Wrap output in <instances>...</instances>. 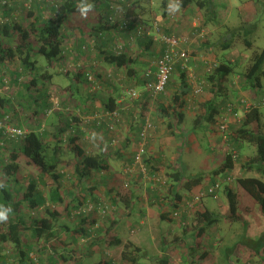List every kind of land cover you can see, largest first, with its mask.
<instances>
[{"label": "crops", "instance_id": "1", "mask_svg": "<svg viewBox=\"0 0 264 264\" xmlns=\"http://www.w3.org/2000/svg\"><path fill=\"white\" fill-rule=\"evenodd\" d=\"M180 1L182 0H130V6L133 7L131 11L132 15L145 22L147 25L152 24L156 20H160L163 24H166V29L170 34L181 36L188 41L187 44H185V47L188 48L192 56V63L191 70L187 73L189 93L186 97V105L184 108L186 118L184 123L179 125L180 128H175L176 130H180L182 135H185L183 128L187 127L191 123L194 125L196 123L195 119H193V114L191 113L193 111L190 110L192 108H197V103H199V105H204L206 102L213 99L214 89L210 87L209 84L208 90L207 86L204 88L205 83L203 80H205L207 72L205 59H215L217 62L223 59L216 54L214 49V38H216V33L219 31L218 27L211 24L213 21L208 25L205 24L202 11L196 8V6H190L184 11H182L180 7H178V9L170 7V5L174 6L179 4ZM255 2H259L262 5L264 4V0H254V4ZM108 3L109 5L113 4L115 7L122 4L120 0H108ZM122 6L125 7V10L123 7L121 8L124 13L129 12L128 6L125 4H122ZM110 13L108 4H105L104 7L86 9L80 14L70 15L67 22V28L63 31L64 52L59 60L53 62L54 88L60 86L59 83H57L58 80L55 78L56 71L58 70L60 74V68L65 66L68 70L69 63L73 61V63H76L75 65L78 68L72 78H69L71 82L69 90H72L74 88L73 86L77 85L79 81H81V85H85V95L83 93L76 98V102H78V104L75 106L79 110V113H77L78 117L76 116L73 118V122L76 124L74 125L71 122V127H67V125L66 127H63V125L67 123V120L71 121L70 116L72 117L71 113H66L65 119L61 121L60 125H56L57 127H55V125L53 126V132L56 133L55 135H61L62 132L66 130L65 133L72 134L71 137L77 139V144L85 149L88 155H100L107 159L109 164L108 170L95 172L92 177L84 179L81 184L79 181L75 182L78 191L83 192L84 190L82 194H84L87 190L84 187L85 182H88V186H91V183H96L99 186L102 185L101 187L94 185V187L90 189L91 192L88 190L90 194L98 193L101 196L100 198H106L103 194L111 198V194L114 189L116 191L121 189V187H117L116 185L117 176H121L120 180L122 181L121 172L119 171L118 174V172L114 171L111 160L117 161V164H119L118 162H122L123 164L128 161L132 162L134 155L133 151L135 150L136 144L139 140L141 122L136 120L138 119L139 111L132 107L133 100L135 99H128L126 97L125 92L128 89H136L138 92L139 97L136 98V102L137 99L138 101L140 99L143 103H151L149 114L152 115L153 113L154 117H156L153 123L157 127V135L154 141L155 143H152L153 146L151 145L149 148V155L155 158L156 168L160 172L157 177H166L168 168L172 169L180 167L177 158L178 156L174 155L176 158L172 160V165H170L167 156V152L171 151L174 142L172 135L175 129H173L171 125L176 126L177 123L172 121V116H167L163 107H161L160 102L153 101L155 98L151 97L152 92L147 88L149 82L155 80L156 60L161 54L162 44L160 42L151 43L149 41H140L137 37H134L136 35L135 28L132 32H124L119 30L118 27L116 29L111 27L109 30H103L102 32L99 31V33V27H103V23H105V19ZM196 26L202 27L199 34L198 32H195ZM235 31L236 29H233L231 32ZM230 40L231 38L223 43ZM205 42L206 44H204ZM119 46H122L121 52L126 54V62L121 67L116 63H110L108 60V57H111L112 55L116 56L115 50H117V47ZM225 60H232V58ZM73 63L70 65V69L73 68ZM71 71L73 72V70ZM149 71H151L152 74L147 76ZM190 74L192 75V79L190 78ZM175 75H179L178 72ZM90 76L94 77L97 81L94 88H92L90 83ZM172 82H177L174 89H171L174 87ZM199 85L203 88L202 93L196 94L193 91V88ZM181 86L182 80L179 82V79L173 78L168 86V92L165 93V96H167V99H165L169 102L173 96L169 90L171 89L176 92L179 91ZM73 93L75 92L73 91ZM105 94H107V98ZM262 97H264V89L260 92L245 90L237 78L230 76L229 81L225 84L222 97L219 100L220 102L222 101V104L218 106V108L222 114L223 109L229 102H237L241 98L255 100ZM160 98L162 97H159V99ZM196 98L200 99V101L198 102ZM112 100H116L120 109H124L122 111V122H120V124H115L116 130L114 129L115 126L112 125V121L109 120L107 115L108 112L105 111L106 103ZM53 102L58 105L56 99H53ZM54 108L60 110L58 106H54ZM68 108L66 112H69ZM57 113L58 112H56V114ZM203 113H205L204 110L201 111V114ZM58 116H61V114ZM134 117H136V119H133ZM160 122L161 125H159ZM194 125L191 129L194 134L196 132L208 133L212 131V129L217 128L216 125H206L205 122L202 124L203 128L194 129ZM39 131L40 130H38V132ZM162 133H166V135L168 133L170 135L165 136ZM177 137L184 140L187 139L182 138L181 136ZM115 138H118L119 140L122 139L124 141L123 147H121V145L118 149L114 147L112 142L115 141ZM55 139H57L56 136ZM54 141L57 143V140ZM223 144L224 143L222 142L220 136H217L216 139H212L210 148L211 155L225 158L226 152ZM244 148L247 147L244 146ZM112 149H117V158H110V151ZM253 157H255V155H252L249 151L247 155L242 157V161L252 159ZM75 159L74 161L76 166L78 160L77 158ZM208 159L211 160V157H208ZM56 160L58 161V165H60V160L58 158H56ZM185 168L187 169V167ZM212 170L214 169H211L209 172ZM236 171L240 173V176H255L261 179L259 175H256V171H248L247 173L245 170L241 169L240 165L235 166L234 172ZM170 172H172V170ZM137 181L135 180V182ZM184 181H187L186 178H184L183 182ZM111 182H114V188L108 186ZM139 184L141 185V183ZM140 187L133 190L135 197L131 200L132 204H129L131 206V212L132 214L135 213L142 206L140 213H147V215H149L151 212V203L148 198L147 201H143V199L139 196ZM233 187L238 196L239 211L237 215L239 220L234 221L230 218V211L227 203L222 202L225 211L222 207L221 214L219 213L220 210H213L210 207H207V209L213 213L214 217L218 218V221L211 227L207 228L201 236H197L195 239L196 243L191 245L188 244L189 241L187 240L188 235H190L188 234V231L185 229H175L176 226H174L170 221L168 213H170L171 209L169 206H163V204H161L159 207L156 205L158 208L162 209V213L168 215L166 220L171 224L168 234L175 236L172 243V249L168 250L167 247L165 250L162 248L164 253L161 256V259H157L158 264H236V262L239 261H242V264H264V242L261 241V239H264V214L261 211V207L248 192L240 186H234L233 184ZM141 189H143V187ZM125 190L127 191L123 201L126 203L128 200L130 203V199H128L129 189ZM178 191L183 193V195L186 194V192L182 189V184L178 187ZM148 192L154 196H151V199H155V201L159 203V194L163 195V192H159L158 188L155 191L149 189ZM144 196L147 197L148 193L144 194ZM92 215L95 219L93 217H88L89 221H87L88 223H93V225L100 224L98 219L104 218L100 215V213H93ZM222 216L229 220L230 227H223L221 225L219 217ZM162 217L163 215L161 218ZM236 222L246 226V228H248L251 232L246 234V232L242 231V229L235 228L234 226ZM249 224L253 225L249 226ZM86 230L88 229L86 228ZM91 230L92 229H89L88 231L90 232ZM255 242H258L259 244H256ZM252 243L257 246H253ZM186 244L189 245V249L188 247H184ZM174 247L178 248V252L173 249ZM244 249L247 252L249 251L251 255L246 261L242 258L247 255V252H245Z\"/></svg>", "mask_w": 264, "mask_h": 264}, {"label": "rangeland", "instance_id": "2", "mask_svg": "<svg viewBox=\"0 0 264 264\" xmlns=\"http://www.w3.org/2000/svg\"><path fill=\"white\" fill-rule=\"evenodd\" d=\"M24 1L25 0H12L10 2H14L12 4H20ZM44 1L50 3L53 0ZM211 3V10L213 11V23L211 24L217 26L219 30L216 33V38H214V49L216 54L224 60L232 58V62L228 60L229 63L235 68V71H240L248 65L249 60L255 52L264 49V4L262 5L259 2H255L254 4V0H212ZM18 8H20V10ZM18 8L15 9V15H13L12 19L23 27L29 28L34 18L29 16V10L21 9V7ZM39 11L43 16L50 17L52 13L51 5H45L40 8ZM0 17H2V12H0ZM240 28L246 29L248 39L245 37V32H238ZM233 29H236V33L231 32ZM250 30H252V32ZM230 38L231 40L234 39L233 46L225 49L223 47V42ZM245 38L253 43L252 47L245 44ZM1 39L4 41V38ZM5 40L8 41L6 38ZM17 43L18 37L17 34H15L14 39L9 44L15 46ZM35 60L37 61V71L35 73L24 74L20 79V81L24 83H30L34 78L38 79L36 85L31 86V90H27L22 85L16 86V84L12 82L11 77L5 74L6 71L0 65V79H3L4 76L5 83L2 85V82H0V122L6 121L7 126L20 128L26 133L32 130H40V133H44L42 136L48 146L47 154L49 160H53L51 158L54 157L60 160L58 172L62 175L61 191L65 203L62 205L53 204V202L51 203L47 198L45 207L41 206L36 209H31L29 204L22 200L24 192L27 190L30 182L35 181L38 184V191L48 197L50 189L54 187L53 180L51 177H47L44 179V182H41L40 170L31 164L24 155H21L18 159V172L8 176L4 171V167L11 163V153L14 151L19 152L21 145L15 140H10L0 130V193L1 186L8 183L11 190H13L15 200H22L20 213L24 217L27 226H31L36 219L48 216L46 209L60 212L57 218L58 238H52L47 242L44 239L36 240L32 238L30 230L26 231L25 235L27 242L24 246V251L29 252V264H97L102 260L110 261L113 264H128L122 259V252L127 241L134 242V244L140 246L147 253V259L143 261L144 264H158L157 259H161L164 253L162 248L165 250L167 247L168 250L172 249L175 236L168 234L171 224L169 221L161 218L163 215L161 212L162 209L156 206L158 205L160 207V204L157 203L155 199H151L153 195L148 191L149 189L155 191L158 188L159 192L162 191L166 194V187H161L156 180L142 179L140 176H135L137 174L136 172L133 175L125 174V169L131 164L129 161L125 164L122 162H118L119 164H117V161L111 160L114 171L118 172V174L120 171L122 175V181L120 180L121 176L116 177V185L117 187H121L120 190L116 191L114 189L112 194L110 193L111 198L104 194L103 196H106V198H100L101 196L98 193L90 194V189L94 187V185L98 187L102 185L99 186L96 183H91V186H88V182H85L84 187L87 189L85 193L82 194L84 190L83 192L78 191L75 183L78 181V178L76 172H74L76 156L72 153L69 145L70 139H73L71 137L72 134H66L65 130L61 135L58 134L60 139H55L56 133L53 132V126L55 125V127H57L60 125L61 121L65 119L66 113H71L72 117L70 116V118L72 124H76L73 122V118L76 116L78 117L77 113H79L78 108L75 106L78 104L76 98L83 93L85 95V85H81V81H79L77 85L73 86L74 88L72 90L75 93L69 90L71 84L69 78H72L78 68L75 65L76 63H73L74 61L69 63L68 70L66 66L60 68V74L58 70H55V78L58 80L57 83H59L60 86L54 88L53 63L50 64L48 60L41 55H36ZM72 63L74 66L70 69L69 67ZM71 70H73V72ZM45 74H47V76L51 75V77L45 78L47 77L44 76ZM37 76L39 78H37ZM173 78L179 79V82L181 81L180 75H174ZM172 83L174 87L171 89H174L177 82ZM208 89L209 87H207V90ZM170 90L169 92L174 95L175 91ZM33 95L35 98H33ZM105 96L106 98L108 97L107 94H105ZM1 98L4 99L3 102H1ZM165 98L167 99V96H164L163 103L167 101ZM53 99H56L58 105L53 102ZM196 100H198V102L200 101V99L197 98ZM2 103H4V105H2ZM197 105V108H192L190 110L193 111L191 113L195 120H197L201 111L204 110L203 105H199V103H197ZM54 106H58L60 110H57ZM67 108L69 112H66ZM50 110L52 111L50 112ZM47 111L51 113L48 117ZM262 111L264 115V108ZM55 112H58V114L61 113V116L54 115ZM149 117L152 121L156 118L153 113ZM112 125L115 126L114 129L116 130L115 123H112ZM159 125H161V122ZM193 125L194 124L191 123L187 127L182 126L184 127V138H187L185 139L186 141L177 137L178 135H172L174 141L173 148H171L170 152H167L170 165L173 163L172 160L178 156L179 166H181V168L187 167L185 170H187L188 176H198L208 173L211 169L221 167L225 161L224 157L212 156L210 152L212 139H216L217 136L222 137V133L216 130L217 128H214L208 133L196 132L194 134L191 130ZM63 127H66V124H64ZM162 134L165 136L170 135L168 133L167 135L166 133ZM54 140H57L60 151L54 149L56 145V141ZM222 142L224 143L223 146L227 153L226 150L229 149V147L223 140ZM123 143L124 141L118 138H115V141L112 142L117 149L120 145L123 147ZM246 147L247 148H243L242 156L247 155L249 151L252 155H256L255 153L257 150L253 145L247 144ZM116 150L112 149L110 151V158H117ZM208 157H211V160H209ZM171 170L175 171L174 168H168L167 173H170ZM234 175L239 177L240 173L236 171ZM256 175H259L264 181L263 173H256ZM135 180L138 181L135 182ZM139 183H141V185ZM138 184L139 186L137 187ZM108 186L114 188V182L109 183ZM139 187V196L143 201H147L148 198L151 203V212L149 215H147V213H140L142 209L141 205L140 209L132 214L131 208L123 201L127 191L125 189L135 190ZM142 187L143 189H141ZM16 189L19 191L15 192ZM147 193L148 196H144V194ZM205 202L207 207L213 210H220V214L222 213L221 208H224L222 202L228 204L227 198L223 193L219 201L207 198ZM102 203H105V206H110L111 211L103 214L100 210ZM93 213H100V215L104 217L98 219L100 224L93 225V223H88V217L92 218ZM219 218L223 227H230L227 218L223 216ZM8 220L9 216L6 219H0V223L2 225L4 223L8 224ZM191 224L192 226L186 229L188 234H190L187 239L189 245L196 243L195 239L198 236V228L200 227L198 220L192 221ZM250 225L253 224H249V226ZM64 227H68L69 230H65ZM234 227L242 229L246 234L251 232L246 226L238 222L235 223ZM82 228L84 230H86V228L88 230L92 229L88 237H86L87 235L83 236L80 232H76V230L81 231ZM112 237H119L121 244L114 247L107 246L106 243L109 242ZM188 244L184 247H188L189 249L190 247ZM173 249L178 252V248L174 247ZM0 255L3 257V259L0 260L1 264H19L21 260L18 249L11 243H0ZM59 256L66 257V261L60 259ZM236 264H242V261L236 262Z\"/></svg>", "mask_w": 264, "mask_h": 264}, {"label": "trees", "instance_id": "3", "mask_svg": "<svg viewBox=\"0 0 264 264\" xmlns=\"http://www.w3.org/2000/svg\"><path fill=\"white\" fill-rule=\"evenodd\" d=\"M10 1L12 0H0V5L4 2L0 7V12H2V19H8V21L0 22V65L6 71L5 74L11 77L12 82H14L16 86L22 85L27 90H31V86L36 85L38 79L34 78L30 83H24L20 81V79L22 76H24V74L26 75L28 73H35L37 71V61L35 60V56H44L50 64H52L56 60H59L64 52L63 31L66 29L69 16L80 14L86 9L104 7L105 4H108L109 13H111L106 17L105 23H103V27H99L98 32H102L103 30L107 29L109 30L111 27L115 29L118 27L119 30L124 32H132L135 28L136 35L133 36L137 37V39H139L140 41H149L151 43L160 42L162 44L161 54L166 50L167 46L165 44V41L161 39V36H157L158 34L162 33L163 35L170 37H181L178 35L170 34L166 29V24H163V22L160 20H156L152 24L147 25L145 22L134 17L131 13L133 7L130 6V0H124V2L120 0V2L128 6L129 9V12H123L124 19L132 21V25H130L127 29H123L119 26H113V24H110V16L114 14L112 7L115 6H113V4L109 5L108 0H53L50 3L44 0H34L31 3L30 8L26 6V4L29 3V0H25L20 4H12L14 2ZM211 1L212 0H182L178 5L182 11L187 10V8H189L190 6H196V8L202 11L204 23L208 25L213 21ZM122 4H119V6L117 7L118 10H121L122 7L125 10V7L122 6ZM45 5H51L52 13L50 17L43 16V14L39 11V9ZM18 7H21V9L29 10V16L34 18L29 28L23 27L21 24L12 19L13 15H15V9H17ZM18 9L20 10V8ZM154 23L157 24L159 33L157 32L156 34L155 30L151 35H147L144 31V28H146L145 26H148L147 28L151 27L153 29ZM138 24L141 25L138 26ZM139 30H141L145 35H141L139 33ZM201 30L202 27H195V32H198V34ZM252 30L250 31L252 32ZM240 31L243 33L245 32L246 34V29L240 28L238 29V32ZM14 33L17 34L18 43L15 46H12L9 43L14 39ZM156 36L158 37V40H155ZM245 37L247 38V34L245 35ZM1 38H4V41ZM5 38L8 39V41H6ZM246 38L245 44L249 47H252L253 43L247 40L248 38ZM233 41L234 39L224 43V48H231L233 46ZM204 44H206V42ZM108 58L110 63H116L120 67L123 66L126 62V54H124L123 52L119 55H112ZM230 62L232 61L230 60ZM178 74L180 75V80H182V86L180 87L179 91H176L174 93L172 99L169 102L166 101L163 103V98L165 96V93L168 92V86L171 82L168 84L165 93L153 99V101L155 102H160L161 107H163V110L167 114V116H172V121H175L177 123L176 126L171 125L173 129L180 128L179 125L183 124L185 121L186 114L184 108L186 105V97L189 93L187 73L179 68ZM44 76H47V74H45ZM230 76H234L235 78H237L245 90H254L257 92L263 90L264 49L262 51L255 52L252 58L249 60L248 65H246L240 71H235V68L229 63V61L223 59L218 62L217 67L212 72H206L204 88H206V86L208 87L209 84V86L214 89L213 99L203 105L205 113L199 115L198 119L195 120L196 123L194 122V129L203 128L202 124L204 122L206 123V125L217 124V115L221 114L218 106L222 104V101L220 102L219 100L222 97V92L225 88V84L229 81ZM50 77L51 75L45 78ZM37 78L39 77L37 76ZM0 82H2V85L5 84L4 76L3 79H0ZM159 97L162 98L159 99ZM33 98H35L34 95ZM135 100H133L132 106L139 112L138 119H136V117H134L133 119L141 122L139 132L140 135L146 123V119L150 115L149 111L151 103H143V101H140V99L139 101L137 99V102ZM3 101L4 99L1 98V102ZM2 105H4V103H2ZM262 108L264 107H261V109H253L250 113H248L246 118L244 119V122L239 128L235 126L231 127L232 133L228 136L229 139L227 141V145L230 150L227 149L225 161L221 167L198 176H187V170H185V168H181L180 166L179 168H174L175 171L167 173L166 177H159L161 179V181H159V185L161 187H166L167 191L166 194L165 192H163V195L159 194L158 202L160 205L163 204V206L168 205L171 209L168 215L172 224L176 226L175 229L178 228L186 230L192 226V224L189 223V226L183 227L181 225H176L175 222L171 220L170 216L172 212L180 206V203L188 199H194L193 196L200 186L206 188L209 185L217 183L221 185L218 199H215L211 195H206V197H203L196 207V218H193L192 221L198 220V223L200 225L199 228L197 227L198 236H201L207 228L211 227L218 221V218L214 217L213 213L207 209V206L205 204V200L207 198H211L214 201H219L223 193L227 198L230 218L234 221L239 220V217L237 215L239 211L238 196L236 190L233 187V184L234 186H240L246 192H248L261 207V211L264 214V181L262 179L255 176H236L233 183H229L227 181V177L231 176L232 174L234 175V169L236 165H240L241 169L245 170L247 173L248 171H256V173L264 174V115ZM123 110L120 109L119 104L116 103V100H112L105 105V111L108 112V114L119 111V117L116 118L115 124H120V122H122ZM51 111L52 110H50V112ZM50 112L47 113V117L51 115ZM59 114L57 113L56 115L58 116ZM71 122L72 121L67 120V127H71ZM176 129L174 130L173 134L184 138V134L182 135V132ZM43 134L44 133H40L37 130H32L26 134L25 138H20L18 141H16L17 143L19 142V145H21L20 151L12 152L10 156L11 163L4 167V171L8 176L17 173L19 170L18 159L21 155H24L31 164H33L40 170L41 182H44V179H46L47 177L52 178L54 187L50 189L48 197L38 191V184L35 181L30 182L27 190L24 192V197L22 200L24 202H27L31 209H36L41 206L45 207L47 204V198L51 201V203L53 202V204L62 205L65 203V199L62 196L61 191L62 175L58 172V161L55 157H50L53 160H49L47 154L48 146L44 141V138L42 136ZM56 138H60L58 134L56 135ZM221 139L223 140V136L221 137ZM247 144L253 145L256 148L257 152L255 157H253L252 159L242 161V151L244 146H246ZM69 145L71 147L72 153L78 160V163L75 166V172L80 184L84 179H89L90 177H92L95 172L106 171L109 169V164L106 158L100 155H88L86 153V150L83 149L79 144H77L76 138L70 139ZM59 148V144L57 145L56 143L54 149L60 151ZM233 152H235V154H233ZM155 162V158L149 155L147 164L150 171L149 175L151 176H158L160 174L159 170L156 168ZM141 176L142 175H140V177ZM184 178H186L187 181L183 182ZM181 184L182 189L186 192V194L184 195L183 193H180L178 191V187ZM17 191L19 190L16 189L15 192ZM128 194L130 203L128 202V200L126 201V203L127 206L131 208V200L135 197V193L133 192V190H129ZM22 200H15L13 190H11L8 183H5L1 186L0 211L7 210V217L9 216V220L8 224L4 223L2 225L0 223V243L13 244L18 249V253L21 256L19 264H29V252L24 251V246L27 242V238L25 235L26 231L30 230L32 238L36 240L44 239L47 242L52 238H58L57 218L59 217L60 212L56 210L51 211L50 209H46L48 216L36 219L31 226H27L24 217L20 213ZM168 215H165V213H163V220H166V217H168ZM64 229L69 230L68 227H64ZM76 232H80L81 234H83V236L87 235L86 237H88L89 235V231L84 230L83 228L81 229V231L76 230ZM261 241L264 242V239H261ZM255 243L259 244L258 242ZM106 244L109 247H114L120 245L121 241L118 237H112ZM252 245L257 246L253 243ZM245 252L247 251L245 250ZM250 256V252L248 251L247 255L243 256L242 258H244L246 261ZM2 259L3 257L0 255V260ZM60 259L66 261V257L64 256H61ZM122 259L125 260L128 264H144L143 261L147 259V253L144 251V249L134 244V242L127 241L122 252ZM97 264L113 263L102 260Z\"/></svg>", "mask_w": 264, "mask_h": 264}, {"label": "built area", "instance_id": "4", "mask_svg": "<svg viewBox=\"0 0 264 264\" xmlns=\"http://www.w3.org/2000/svg\"><path fill=\"white\" fill-rule=\"evenodd\" d=\"M33 1L34 0H29V3H27L26 6L30 8L31 3ZM121 1L124 2V0ZM112 9L114 14L110 16V24H113V26H119L123 29H127L130 25H132L131 20H126L123 18L124 14L122 10H118L117 7H112ZM4 21H8V19H2V17H0V22ZM139 25L141 24H138V26ZM145 27L146 28H144V31L147 35H151L155 30L156 34L159 31V28L156 23H154L153 29L151 27L147 28L148 26ZM139 33L141 35L144 34L141 30H139ZM157 36H161V39L165 41L167 47L166 50L158 57L156 61V73L154 78L155 80L150 81L147 86V88L152 92L151 94L154 98L166 92L168 84L173 79V76L177 74L179 68L182 71L189 73L191 70L192 63V56L188 48L185 47V44H187L188 42L185 38L170 37L163 35L162 33L158 34ZM157 36L155 40H158ZM121 50L122 46L117 47V50H115L116 55L121 54ZM205 65L207 68V73H210L217 67L218 62L215 59H205ZM151 74L152 72L149 71L147 73V76ZM190 78L192 79V75L190 76ZM89 80L91 81L90 83L92 85V88H94L96 86L95 83H97L96 79L90 76ZM193 89L196 94H200L202 93L203 88L199 85L197 87H194ZM125 95L128 99H136L139 97V94L136 89L126 90ZM261 107H264V97L255 100L249 98H241L237 102H229L223 109L222 114L218 115V122L216 124L217 130L222 133L223 141L228 144V136L232 133L231 127L235 126L239 128L244 122V119L246 118L248 113H250L253 109ZM107 115L114 124L116 118L119 117V111ZM0 130L9 139L15 141H18L20 138H25L27 134L20 128L7 126L6 121L0 122ZM156 135L157 127L150 119V117H148L143 127V131L140 134V139L136 144L132 162L125 169V174L133 175L136 172L137 174L135 176L142 175V179H153L158 182L161 181V179L156 175H149L150 171L147 164V160L149 158V148L152 143H154ZM233 154H235V152H233ZM235 178L236 176L232 174L231 176L227 177V181L229 183H233ZM220 190L221 185L219 183L209 185L206 188L200 186L199 189L196 191L195 195L193 196L194 199H188L181 202L180 206L172 212L170 216L171 220L174 221L176 225H181L183 227L189 226V223H191L192 219L196 218V207L200 203L201 199L203 197H206V195H211L215 199H218ZM100 210L103 214L111 211L110 206H105V203H102Z\"/></svg>", "mask_w": 264, "mask_h": 264}, {"label": "clouds", "instance_id": "5", "mask_svg": "<svg viewBox=\"0 0 264 264\" xmlns=\"http://www.w3.org/2000/svg\"><path fill=\"white\" fill-rule=\"evenodd\" d=\"M170 7H174L178 9L179 5H170ZM7 218V210L0 211V219H6Z\"/></svg>", "mask_w": 264, "mask_h": 264}]
</instances>
